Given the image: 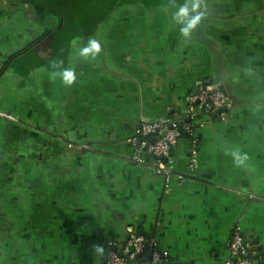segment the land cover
Listing matches in <instances>:
<instances>
[{
    "label": "crops",
    "instance_id": "1",
    "mask_svg": "<svg viewBox=\"0 0 264 264\" xmlns=\"http://www.w3.org/2000/svg\"><path fill=\"white\" fill-rule=\"evenodd\" d=\"M204 85L231 104L164 183L125 140ZM234 227L264 261V0H0V264H104L135 233L224 264Z\"/></svg>",
    "mask_w": 264,
    "mask_h": 264
},
{
    "label": "built area",
    "instance_id": "2",
    "mask_svg": "<svg viewBox=\"0 0 264 264\" xmlns=\"http://www.w3.org/2000/svg\"><path fill=\"white\" fill-rule=\"evenodd\" d=\"M231 101L215 86L204 85L198 88L196 94L187 98L185 109L179 118L165 117L146 122H140L133 133L125 140L133 151L131 161L144 167L154 176L166 183L172 176L170 150L182 136H186L188 144V171L195 169L196 140L193 131L198 126L200 116L209 119L215 114L222 119L224 111ZM178 181L181 176L176 177ZM109 243L104 250V264H166V254L161 251L155 239L143 234H129L125 240L113 249ZM245 241L234 227L227 245V258L224 264H264L258 247H253ZM145 248L149 252L144 259ZM257 250V251H256Z\"/></svg>",
    "mask_w": 264,
    "mask_h": 264
},
{
    "label": "clouds",
    "instance_id": "3",
    "mask_svg": "<svg viewBox=\"0 0 264 264\" xmlns=\"http://www.w3.org/2000/svg\"><path fill=\"white\" fill-rule=\"evenodd\" d=\"M100 51H101L100 44L96 40H91L90 41V47L84 49L85 54L92 53L93 56L99 54ZM60 75H62L63 82L67 86H71L75 82L76 77H75L74 71H72V70L65 69ZM233 155H236V154L233 153ZM242 159L246 160L247 156H244ZM94 248H99V246L96 245V246H94Z\"/></svg>",
    "mask_w": 264,
    "mask_h": 264
},
{
    "label": "water",
    "instance_id": "4",
    "mask_svg": "<svg viewBox=\"0 0 264 264\" xmlns=\"http://www.w3.org/2000/svg\"><path fill=\"white\" fill-rule=\"evenodd\" d=\"M218 90H219L220 92L223 93V91L221 90L220 87L218 88ZM223 94H224V93H223ZM224 95H225V94H224ZM214 115H215L214 113L211 114L212 117H213ZM148 256H149V252H148V250L145 248L143 257H144V259H148Z\"/></svg>",
    "mask_w": 264,
    "mask_h": 264
},
{
    "label": "trees",
    "instance_id": "5",
    "mask_svg": "<svg viewBox=\"0 0 264 264\" xmlns=\"http://www.w3.org/2000/svg\"><path fill=\"white\" fill-rule=\"evenodd\" d=\"M183 138H186V136L184 135V136H182ZM136 234V233H135ZM257 251V250H256Z\"/></svg>",
    "mask_w": 264,
    "mask_h": 264
}]
</instances>
